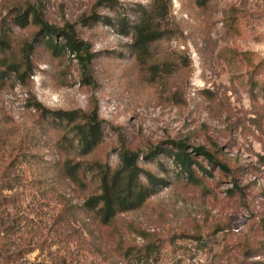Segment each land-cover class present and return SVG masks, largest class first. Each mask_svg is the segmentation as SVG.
<instances>
[{
	"label": "rangeland",
	"instance_id": "rangeland-1",
	"mask_svg": "<svg viewBox=\"0 0 264 264\" xmlns=\"http://www.w3.org/2000/svg\"><path fill=\"white\" fill-rule=\"evenodd\" d=\"M99 1L0 0L10 40L0 72L25 68L39 38L33 76L0 81V264H264V0ZM30 5L90 44L89 77L69 52L49 51L37 27L16 25ZM144 23L161 38L141 50ZM35 102L52 113L97 106L103 143L79 156L71 127ZM180 142L228 171L195 158L189 178L170 152ZM125 150L168 186L103 225L85 206L99 193L88 168L115 170ZM160 150L169 151L143 160Z\"/></svg>",
	"mask_w": 264,
	"mask_h": 264
},
{
	"label": "trees",
	"instance_id": "trees-1",
	"mask_svg": "<svg viewBox=\"0 0 264 264\" xmlns=\"http://www.w3.org/2000/svg\"><path fill=\"white\" fill-rule=\"evenodd\" d=\"M111 2H114V0H100L98 5L110 4ZM14 21L20 28H25L29 25L37 27L39 36L49 51L58 54L69 52L78 60L86 78L90 76V66L95 55L92 53L90 44L77 36L73 26L66 25L63 28L50 26L42 17L39 7L31 5L24 11L19 10ZM95 21L97 22V20ZM105 21L107 25H111L110 19ZM127 28L126 26L121 35L127 34ZM160 38V33L150 30L149 27L146 28V23H144L142 26L135 27V43L133 47L146 50L149 45L160 40ZM9 41V37L0 32V47L2 51L10 50ZM38 42L39 38H36L25 47L24 52L27 53L25 56V68H22L21 64L16 62L4 64L7 66V70L0 72V81L14 74L17 80L24 84L27 76H33L31 55L36 49ZM32 108L41 112L43 117H52L60 124H66V126L71 127V133L77 141V151L81 157L90 156L104 141V131L97 106L89 112L52 113L42 104L35 102L32 104ZM188 149L186 142H180L173 144L170 152L180 171L189 176V178H192L193 168L197 165L195 158H203L209 164L223 171H228V168L204 147L193 148L191 153L188 152ZM167 151L169 150L151 151L143 157V160L147 162L154 161ZM93 165H95V168H88V171L96 174L99 180V193L91 196L85 206L89 210L96 212L103 225H109L120 214L142 208L147 200L156 194L155 192L159 187L168 186L165 180L158 178L140 166V155L138 152L134 153L125 150L120 156V166L115 170L98 163ZM200 169L204 175L212 176L204 168L200 167ZM70 175L71 178L74 177V174ZM230 194L233 195V192L231 191Z\"/></svg>",
	"mask_w": 264,
	"mask_h": 264
}]
</instances>
